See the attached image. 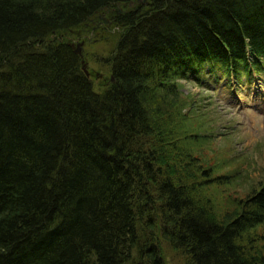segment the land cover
Segmentation results:
<instances>
[{
	"label": "trees",
	"instance_id": "1",
	"mask_svg": "<svg viewBox=\"0 0 264 264\" xmlns=\"http://www.w3.org/2000/svg\"><path fill=\"white\" fill-rule=\"evenodd\" d=\"M140 1L0 0V264H264V178L181 83L263 73L264 0ZM108 8L96 88L65 36Z\"/></svg>",
	"mask_w": 264,
	"mask_h": 264
},
{
	"label": "rangeland",
	"instance_id": "2",
	"mask_svg": "<svg viewBox=\"0 0 264 264\" xmlns=\"http://www.w3.org/2000/svg\"><path fill=\"white\" fill-rule=\"evenodd\" d=\"M141 2L148 3V0ZM130 8L121 7L123 11ZM116 10L108 8L100 13L92 29H80L65 36L75 48L84 42V59L89 63V71L103 74L101 78L93 77L96 88L104 87L111 78L102 59L117 40L118 30L112 16ZM104 18L111 22L109 26ZM205 72L206 77L200 80H181L183 90L193 96V110L203 115L201 122L215 127L218 150L226 159L235 158V169L241 168L239 185L233 189L248 191L250 184L264 178V71L260 75H245L239 83L233 77L229 80L220 73H208L207 68Z\"/></svg>",
	"mask_w": 264,
	"mask_h": 264
},
{
	"label": "water",
	"instance_id": "3",
	"mask_svg": "<svg viewBox=\"0 0 264 264\" xmlns=\"http://www.w3.org/2000/svg\"><path fill=\"white\" fill-rule=\"evenodd\" d=\"M132 5H133V2H131V3L129 4V6H132ZM118 9H119V12H120V13H126V12H128V10H124V11H123V10L121 9V5H120V4L118 5ZM103 20H104V22L106 23L107 26H109V25L111 24V22H109L106 18H104ZM83 45H84V42H83V41H82V42H79V43L77 44V47L75 48V44L72 43V46L75 48V52H76L77 54H79V55L81 56V58H82V68H83L84 72L87 74V76L90 77V76H91V72H90L89 69H88V65H89V63L86 62L85 59H84ZM102 76H103V74H101V73H96V77H97V78H101ZM111 80H114L113 76H111Z\"/></svg>",
	"mask_w": 264,
	"mask_h": 264
},
{
	"label": "flooded vegetation",
	"instance_id": "4",
	"mask_svg": "<svg viewBox=\"0 0 264 264\" xmlns=\"http://www.w3.org/2000/svg\"><path fill=\"white\" fill-rule=\"evenodd\" d=\"M145 1H147V0H145ZM141 2V1H140ZM135 6V3H133V5L132 6H130V7H134ZM129 11V10H128ZM103 14H101L100 16H102Z\"/></svg>",
	"mask_w": 264,
	"mask_h": 264
},
{
	"label": "bare ground",
	"instance_id": "5",
	"mask_svg": "<svg viewBox=\"0 0 264 264\" xmlns=\"http://www.w3.org/2000/svg\"><path fill=\"white\" fill-rule=\"evenodd\" d=\"M134 3V2H133ZM136 5V4H135Z\"/></svg>",
	"mask_w": 264,
	"mask_h": 264
}]
</instances>
